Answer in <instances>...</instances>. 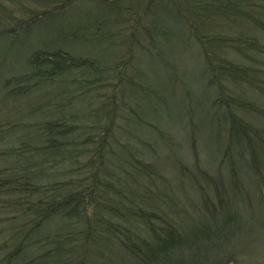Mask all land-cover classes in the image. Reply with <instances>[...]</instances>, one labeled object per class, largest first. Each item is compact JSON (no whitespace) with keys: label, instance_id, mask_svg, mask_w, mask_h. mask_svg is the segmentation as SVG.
<instances>
[{"label":"trees","instance_id":"1","mask_svg":"<svg viewBox=\"0 0 264 264\" xmlns=\"http://www.w3.org/2000/svg\"><path fill=\"white\" fill-rule=\"evenodd\" d=\"M28 1L0 0V10H6L8 3L11 12L21 8L25 14L21 19V12L18 17L15 13L6 26L0 18V38L20 32L46 15L54 18L77 0ZM95 3L103 14H86L89 17L76 26L60 28L66 34L50 45L61 50L33 51L27 70L4 80L8 96L39 93L41 99H54L57 106L46 113L45 120L31 125L33 136L22 134L18 147L0 150V264H17L15 260H20L18 264H87L85 261L93 259H100L101 264L261 261L264 38L260 36H264V0ZM163 12L169 21L187 24L197 40L204 73L217 87L214 105L228 138L216 173L197 165L191 169L190 181L180 177L185 180L181 189H187L184 200L175 196V186L163 179L155 164L129 154L120 143L122 135H127L126 142L135 140L132 143L136 144L139 135L135 136L138 132L132 125L143 129L146 121L141 112L143 103L137 99L146 85L141 80L135 84V74L130 75L125 68L136 53L131 42L139 33L149 41L167 40L170 30L167 25L161 27ZM118 26L123 27L118 30ZM110 29L119 32L116 38L123 36L130 43L129 50L121 58L115 56L114 62L75 54L60 45L64 40L89 43L93 39L116 49L121 43H114L115 32ZM118 82L122 84L121 101L116 100ZM97 86L105 88V98H99L100 116L98 106L91 104L94 96L99 97L90 94L91 89L96 92L101 88ZM154 96L158 98L156 93ZM42 106L49 108V100L36 109ZM132 114H138L133 122ZM12 126L7 125L11 133ZM3 129L0 124V132ZM118 147L125 151L119 152ZM115 148L120 165L114 158ZM185 204H191V210ZM50 220V224L55 220L59 223L42 230ZM34 235L36 239H32ZM29 242H36L41 250L31 255L25 252L22 258L23 247Z\"/></svg>","mask_w":264,"mask_h":264},{"label":"rangeland","instance_id":"2","mask_svg":"<svg viewBox=\"0 0 264 264\" xmlns=\"http://www.w3.org/2000/svg\"><path fill=\"white\" fill-rule=\"evenodd\" d=\"M4 6H6V10H0L3 26L13 21L15 13L18 12V17L21 12V19L25 15L21 8L20 10L15 8L11 12L8 3ZM9 6H12V4H9ZM103 12L95 3V0H77L73 5H69L67 11L59 12V17H57L58 14H55L54 18L50 17L51 15H46L34 24L23 26L20 32L18 31L12 35L7 34L0 38V124L4 127V132H0V150L11 146L18 147L20 145V143L18 145L19 137L22 134L26 137L31 135L33 133L30 129L31 125L35 124V121L45 120L46 113L52 111L54 105L57 106L54 99L53 101L50 100L49 96L41 99L39 93L27 97L21 94L8 96L4 80L26 71L29 55L33 51L55 52L56 49L53 50L55 46L50 45L51 42L58 40V36L65 35V29L68 27L83 22L86 17H89L85 16L86 14L95 16L96 14H103ZM6 16L9 18L5 19ZM65 17L68 20H63ZM16 23L19 22L16 21ZM166 25L168 32L170 30L167 40L155 39L149 41L139 33L141 40L137 37L136 41L131 42L132 50L136 49V53L133 54L131 61L128 60L126 64L128 66H125V68H127L126 70L130 75L131 73L135 74L136 77L133 79L135 84L136 82L141 84L139 82L141 80L146 85L145 92L143 94L139 92L137 98L143 103L141 112L146 121H144L143 129L137 124L132 125L134 131L138 132L135 136L139 135L136 144L132 143L135 140H129L130 143H127V135H122L123 138L120 143L129 154L138 155L141 160L155 164L163 179L167 180L170 185L175 186V196L184 200L187 189L182 190L180 183L185 182V180L183 181L184 178L190 181L189 176L193 174L191 169H195L197 165L198 169L204 168L210 173H216L218 160L221 156L220 152L225 148L228 138L223 123L220 126L221 118L217 117L219 114L214 105L217 87L212 84L204 73L201 48L197 40L191 31H188L187 24L177 22L174 19L169 21L166 13L163 12L161 27ZM62 26L65 27L64 30L60 29ZM122 27L118 26L116 29L120 30ZM110 30L115 32L114 43H121L116 49L112 48L110 50L107 43H101L102 41H94L93 39L89 43L59 40L61 41L60 45L68 47L75 54L92 56L104 62H114L115 56L121 58L129 50L130 43L123 36L116 38L119 32H116L115 29ZM123 32H125L124 29ZM260 38H264L263 33ZM78 39L83 40L82 38ZM64 49L66 50V48ZM104 76L109 77L105 74ZM124 84L126 88L130 87L128 82H124ZM121 86L122 84L119 83L115 91L117 101H121L122 98V96L120 97L121 90H119ZM94 89H91L90 94L92 96L99 94V97L94 96L96 98H93L91 104L94 107L98 106L97 112L100 116L102 109L99 98H105L103 96L105 88L96 89V92L93 91ZM155 93L158 98H155ZM110 96L114 99L111 94ZM103 99H101L102 102H105L106 100L103 101ZM113 99L108 100L109 105ZM144 99L145 101H143ZM46 100H49L48 110L45 106H42L39 110L36 109ZM32 106H35L33 110L31 109ZM131 117L133 122L138 114H132ZM7 125H14L11 129L12 133L7 130ZM24 139L26 138L24 137ZM142 141L144 142L140 143ZM123 149L118 147L117 150L122 152ZM117 150L114 149V158L116 164L120 165L121 161L117 157ZM2 162L3 160L0 158V167L3 165ZM188 187L190 188V186ZM185 205L187 210H191V204ZM239 214L242 215L241 210ZM243 216L246 215L243 214ZM57 222L59 223V220H55L53 224H50L52 223L51 220L44 223L42 230H50ZM48 225H51V227L48 228ZM40 235L43 236L44 234L40 233ZM32 239H36V235ZM112 247H114L111 249L112 256H115L113 251L117 250L116 244L113 243ZM23 248L22 258L26 256L25 252L31 255L41 250L38 249L40 245L36 242L26 243ZM18 257L17 259H19ZM261 259L264 262V251H262ZM256 261L255 258L254 262ZM261 261L259 260L256 264H261ZM13 262L18 264L20 260ZM85 263L101 264V261L100 259H93L85 261ZM229 264H232V262Z\"/></svg>","mask_w":264,"mask_h":264}]
</instances>
